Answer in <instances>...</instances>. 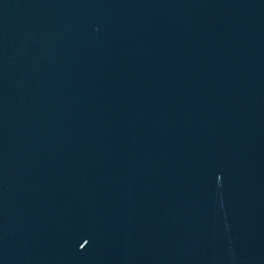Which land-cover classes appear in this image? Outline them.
<instances>
[{
	"label": "water",
	"instance_id": "water-1",
	"mask_svg": "<svg viewBox=\"0 0 264 264\" xmlns=\"http://www.w3.org/2000/svg\"><path fill=\"white\" fill-rule=\"evenodd\" d=\"M0 264H264V0H0Z\"/></svg>",
	"mask_w": 264,
	"mask_h": 264
}]
</instances>
